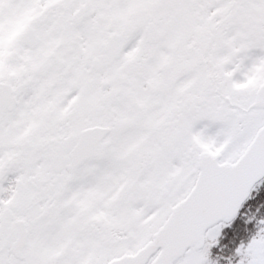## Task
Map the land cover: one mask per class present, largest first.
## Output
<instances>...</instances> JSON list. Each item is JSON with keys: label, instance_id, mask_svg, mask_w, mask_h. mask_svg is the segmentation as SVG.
<instances>
[{"label": "snow or ice", "instance_id": "6c2138e0", "mask_svg": "<svg viewBox=\"0 0 264 264\" xmlns=\"http://www.w3.org/2000/svg\"><path fill=\"white\" fill-rule=\"evenodd\" d=\"M0 264H264V0H0Z\"/></svg>", "mask_w": 264, "mask_h": 264}]
</instances>
